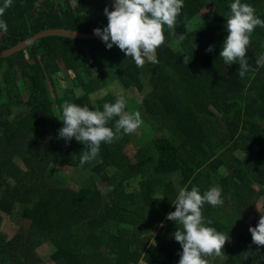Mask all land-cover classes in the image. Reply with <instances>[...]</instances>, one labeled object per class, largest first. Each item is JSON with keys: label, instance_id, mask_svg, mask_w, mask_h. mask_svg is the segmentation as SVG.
I'll return each mask as SVG.
<instances>
[{"label": "trees", "instance_id": "trees-1", "mask_svg": "<svg viewBox=\"0 0 264 264\" xmlns=\"http://www.w3.org/2000/svg\"><path fill=\"white\" fill-rule=\"evenodd\" d=\"M232 2L184 0L175 35L164 26L156 64L145 59L137 67L102 39L62 36L0 57V226L3 216L21 223L11 238L0 229V264H43V244L51 246L54 264H178L182 246L174 232L180 225L167 219L178 192L196 186L203 194L217 185L223 204L205 203L202 213L229 240L222 256L206 259L264 264V246L254 244L249 231L260 219L254 210L260 199L264 212V67L256 65L264 54V27L250 36L249 70L241 78L239 64L219 56ZM241 2L264 20V0ZM113 4L12 0L0 16L7 23L0 51L48 29L102 30L104 9L114 10ZM203 9V25L188 29ZM121 92L125 111L141 113V135L102 142L99 155L81 166L85 145L59 136L61 105L103 110ZM116 119L107 126L114 130ZM61 167L84 174L77 190L57 177ZM251 214L253 222L242 227Z\"/></svg>", "mask_w": 264, "mask_h": 264}, {"label": "clouds", "instance_id": "clouds-1", "mask_svg": "<svg viewBox=\"0 0 264 264\" xmlns=\"http://www.w3.org/2000/svg\"><path fill=\"white\" fill-rule=\"evenodd\" d=\"M12 4V0H4L0 6V16ZM184 7V0H114V10L105 7L108 18L107 26L94 33L101 37L106 47H119L127 57H132L137 67H143L145 59L152 64L158 63L156 49L165 42L164 26L175 35L177 17ZM257 26L264 27V20L255 14V8L234 0L230 5V15L226 19L228 35L225 38L219 56L227 65L239 64L238 74L243 78L249 70L246 53L250 44V36ZM0 30H7V23L0 19ZM181 39L183 37L181 36ZM206 51H212L209 46ZM186 58L184 57V62ZM257 67H264V54L256 60ZM126 98L123 92L117 95L114 103H104L103 110L91 109L64 101L61 105L64 126L59 130V136L66 141L73 137L85 145L80 164L95 159L100 152L102 142L111 143L120 139L121 133L132 134L143 123L141 113L125 111ZM115 121V129L107 126L109 121ZM222 189L212 186L201 194L198 187L191 190L181 188L175 200V211L167 215V219L180 225L174 232V238L182 246L178 264H210L206 257H220L224 254L225 243L229 233H222L209 225L211 220H205L203 206L208 203L215 206L223 204ZM252 241L258 246H264V215L255 227H250Z\"/></svg>", "mask_w": 264, "mask_h": 264}, {"label": "rangeland", "instance_id": "rangeland-1", "mask_svg": "<svg viewBox=\"0 0 264 264\" xmlns=\"http://www.w3.org/2000/svg\"><path fill=\"white\" fill-rule=\"evenodd\" d=\"M96 1H103V0H96ZM208 11V9H203L200 14L198 16H195L193 18V20H191L187 27L188 29H192V28H195L197 26H200V23L201 25H203V23L205 22V20L201 19L200 17L201 16H204L205 14H207L206 12ZM200 21V23H198ZM48 60V64L51 68V71L53 69L56 68L55 64L50 62V58H47ZM53 76L55 77V73H53ZM55 84L57 86V88L59 89V83H58V80L55 78ZM85 90H88L87 87H85ZM102 92H98V95H101ZM126 96H131L133 95V93H131V91H126ZM138 100L140 99V96H136L134 95ZM95 97L92 98V100H94ZM142 133V130L141 128H138L134 133H132V136L134 137V139H136V137H139V135H141ZM60 171V176H57L58 178H61L65 181V185H67L68 187H71L72 189L74 190H77L78 187H79V177H84V174L82 172H78V170H74L72 168H68V167H61V168H58ZM98 188L101 190V191H104L103 188L97 184ZM21 223L17 224V220H15V217H6V216H3V219H2V223H1V226H0V229L1 231L9 238H11L17 231L18 229V226H20ZM51 251V246L48 245V244H43L41 247H39L38 249V253L41 257V261L43 264H54L52 261H50V258H49V253Z\"/></svg>", "mask_w": 264, "mask_h": 264}, {"label": "water", "instance_id": "water-1", "mask_svg": "<svg viewBox=\"0 0 264 264\" xmlns=\"http://www.w3.org/2000/svg\"><path fill=\"white\" fill-rule=\"evenodd\" d=\"M104 29V28H103ZM103 29L101 31H103ZM48 36H62L67 37L70 39H80V40H96L101 39V37L97 36L95 33H81L78 32V30H67V29H61V28H55V29H48L46 32L38 33L34 36H31L29 38H26L19 43L6 48L4 50L0 51V57L11 55L26 46H29L30 44L34 43L38 39L42 37H48Z\"/></svg>", "mask_w": 264, "mask_h": 264}, {"label": "crops", "instance_id": "crops-1", "mask_svg": "<svg viewBox=\"0 0 264 264\" xmlns=\"http://www.w3.org/2000/svg\"><path fill=\"white\" fill-rule=\"evenodd\" d=\"M262 203H263V200H259V202L256 204V206H255V208H254V210H255V212H257V216L258 217H261L262 215H264V212L262 211V209H261V205H262ZM254 218H255V216H254V214H251V216L249 217V218H247L246 220H244L243 221V223L242 224H240L242 227H244V226H246V225H249V224H251L252 222H253V220H254ZM223 258V257H222ZM221 258V259H222ZM142 260H144V259H142ZM141 261V260H140Z\"/></svg>", "mask_w": 264, "mask_h": 264}, {"label": "built area", "instance_id": "built-area-1", "mask_svg": "<svg viewBox=\"0 0 264 264\" xmlns=\"http://www.w3.org/2000/svg\"><path fill=\"white\" fill-rule=\"evenodd\" d=\"M138 264H158V263L157 262H148L146 260H141V261H139Z\"/></svg>", "mask_w": 264, "mask_h": 264}]
</instances>
